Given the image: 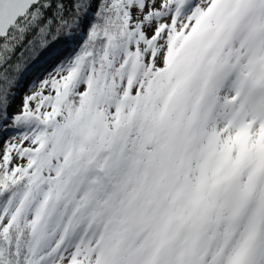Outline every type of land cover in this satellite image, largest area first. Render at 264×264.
<instances>
[{"label":"snow or ice","instance_id":"1","mask_svg":"<svg viewBox=\"0 0 264 264\" xmlns=\"http://www.w3.org/2000/svg\"><path fill=\"white\" fill-rule=\"evenodd\" d=\"M0 264H264V0H0Z\"/></svg>","mask_w":264,"mask_h":264}]
</instances>
